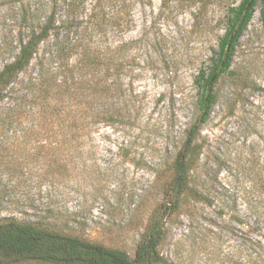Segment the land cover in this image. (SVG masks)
<instances>
[{"label":"trees","instance_id":"16d2710c","mask_svg":"<svg viewBox=\"0 0 264 264\" xmlns=\"http://www.w3.org/2000/svg\"><path fill=\"white\" fill-rule=\"evenodd\" d=\"M83 1L20 2L10 7L14 25L0 36V173L7 174L4 184L0 180V207L21 203L33 210L29 219L0 216V264H159L164 224H179L180 218L186 221L188 236L197 229L201 237L216 240L224 232L235 233L225 259L229 264H264V212L248 216L237 209L230 195L233 186L219 178L221 154L199 137L216 101L214 84L230 67L233 49L262 0H241L228 8L227 28L212 64L200 68L194 79L198 116L184 131L163 201L152 212L132 257L123 249L63 231L51 205L35 211L33 200L20 199L30 185L22 179L25 173L36 177L38 188L74 175L88 159L85 150L94 126L125 119L131 125L133 120L132 97L120 100L122 43H106L107 30L122 31L128 20L107 10L105 0H89L90 7ZM106 65L113 76L109 84ZM130 159L138 167L148 166L142 156ZM164 163L147 168L157 170Z\"/></svg>","mask_w":264,"mask_h":264},{"label":"rangeland","instance_id":"374dc122","mask_svg":"<svg viewBox=\"0 0 264 264\" xmlns=\"http://www.w3.org/2000/svg\"><path fill=\"white\" fill-rule=\"evenodd\" d=\"M26 1L31 0H0V36L14 25L10 7ZM240 1H103L107 10L128 20L122 31L107 30L106 43H122L120 100L132 97V123L125 124V119L94 126L85 165L78 164L74 175L60 177L51 186L43 182L40 188L34 185L36 177L25 173L22 179L30 185L20 199L33 200L35 211L51 205L63 231L123 249L132 257L152 212L163 201L162 190L171 179L170 164L182 148L184 131L198 116L194 79L200 68L211 66L227 28V10ZM83 2L90 7L89 0ZM105 71L109 84L111 68L106 65ZM213 91L216 101L199 137L221 154L219 178L233 186L230 195L237 209L248 216L260 215L264 212V0L255 5L233 49L231 65ZM111 100L106 97L107 104ZM139 156L150 168L161 160L165 163L150 171L130 159ZM6 177L0 173L2 184ZM32 212L21 203L0 207V216L29 219ZM180 220L164 224L159 264H229L225 259L236 242L235 233L224 232L216 240L201 237L197 229L188 236L186 221Z\"/></svg>","mask_w":264,"mask_h":264}]
</instances>
